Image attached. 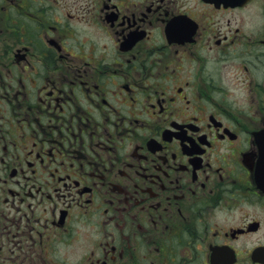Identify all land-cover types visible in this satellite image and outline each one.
Returning a JSON list of instances; mask_svg holds the SVG:
<instances>
[{
	"label": "flooded vegetation",
	"instance_id": "obj_1",
	"mask_svg": "<svg viewBox=\"0 0 264 264\" xmlns=\"http://www.w3.org/2000/svg\"><path fill=\"white\" fill-rule=\"evenodd\" d=\"M0 264H264V0H0Z\"/></svg>",
	"mask_w": 264,
	"mask_h": 264
}]
</instances>
